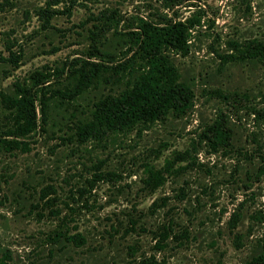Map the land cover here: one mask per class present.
<instances>
[{"label":"rangeland","instance_id":"1","mask_svg":"<svg viewBox=\"0 0 264 264\" xmlns=\"http://www.w3.org/2000/svg\"><path fill=\"white\" fill-rule=\"evenodd\" d=\"M163 3H0V55L7 57L9 46L17 56L15 66L0 60L4 89L44 66L87 59L90 18L104 9L143 21L190 16L197 21L187 54L172 55L180 78L193 90L192 106L182 116L138 124L127 135L80 139L75 119L86 118L97 97L121 86L99 82L72 100L54 97L46 123L24 138L29 151L0 155V264H129L144 258L154 264H255L252 258L259 255L263 261L256 264H264V114L259 102L264 66L221 58L234 53L232 41L255 38L264 43V0H187L168 8ZM43 9L50 14L46 26L36 14ZM105 42L104 49L116 52L114 35L107 32ZM216 90L235 93L239 103L226 104ZM219 114L229 132L225 144L212 148L201 133ZM191 140L193 162H177L184 166L178 174L146 192L143 162L160 166ZM149 148L158 150L159 158L151 157ZM105 172L113 175L98 177ZM44 186L54 190L48 197H54L51 204L60 210L59 217L65 215L69 231L83 236L81 246L45 240L59 217L49 216L48 206L38 199ZM233 211L240 218L229 229ZM166 226L171 232L159 250L158 233Z\"/></svg>","mask_w":264,"mask_h":264},{"label":"trees","instance_id":"2","mask_svg":"<svg viewBox=\"0 0 264 264\" xmlns=\"http://www.w3.org/2000/svg\"><path fill=\"white\" fill-rule=\"evenodd\" d=\"M3 0H0L2 3ZM187 0H164L165 7L180 5ZM44 26L48 24L50 14L47 10H39ZM93 22L87 29V59L75 57L68 63L53 67L34 70L27 79L15 80L10 88H0V155H13L16 152L29 151L25 137L47 120L48 103L54 97L72 100L85 88L99 82L119 85L112 92L97 97L91 104L88 116L75 119L73 129L78 138L105 135H127L136 125L145 123L152 125L164 121L169 115L180 117L192 106L193 90L180 78L178 69L173 63L172 55L184 56L189 49L190 29L197 22L193 17L173 19L162 17L160 21H143L141 17L122 15L113 9H104L90 18ZM110 32L118 41L116 52L104 49L105 34ZM234 53L221 56L236 59L254 60L264 66V43L259 39H245L230 42ZM6 46L7 57L0 55V60L16 65L17 56ZM215 93L226 104L239 103L238 95L233 92L216 90ZM259 102L264 114V85L259 94ZM225 119L219 114L211 123L204 126L201 138L209 146L215 148L226 143L229 129ZM41 128V127H40ZM194 141L182 151H172L157 166L146 160L142 164L144 173L143 188L152 193L163 185L168 176L178 174L182 169L180 161L193 162L191 149ZM150 152V153H149ZM148 154L155 159L160 152L148 149ZM4 174V175H3ZM112 176L105 172L98 177ZM4 183L7 175L2 173ZM54 190L50 186L38 190V199L44 207L48 206L49 216L58 218L60 210L48 197ZM44 207H39L40 212ZM36 210L38 205H34ZM37 212L38 216H43ZM240 215L238 211L230 213L227 225L235 227ZM171 232L169 226L162 227L158 233L157 248L163 249V240ZM46 235L49 244L63 242L81 246L83 236L70 232L66 217L58 218L53 229ZM62 244V245H63ZM238 245V244H237ZM133 260V259H132ZM253 263L263 261L259 255L252 258ZM129 264H154L152 258L133 260Z\"/></svg>","mask_w":264,"mask_h":264}]
</instances>
